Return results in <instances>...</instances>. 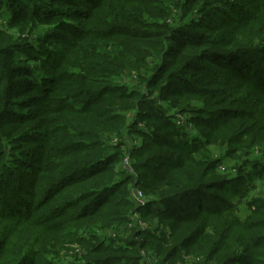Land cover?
I'll return each instance as SVG.
<instances>
[{"label":"trees","instance_id":"1","mask_svg":"<svg viewBox=\"0 0 264 264\" xmlns=\"http://www.w3.org/2000/svg\"><path fill=\"white\" fill-rule=\"evenodd\" d=\"M4 6L0 264H264V0Z\"/></svg>","mask_w":264,"mask_h":264},{"label":"built area","instance_id":"2","mask_svg":"<svg viewBox=\"0 0 264 264\" xmlns=\"http://www.w3.org/2000/svg\"><path fill=\"white\" fill-rule=\"evenodd\" d=\"M185 122L184 117H179V123ZM141 144V139H137L136 141L133 142L132 145H140ZM125 151V148H123ZM120 167L124 170H127L129 168V159L128 156H124L120 163ZM132 196H133V201L136 206V208H145L147 206L148 200L144 197V194L138 190V189H133L132 190ZM139 214L136 212L134 213L131 218L130 222L128 224V229H136L137 231H147V230H152L153 228H156L150 224H147L141 220V218L138 216ZM145 255V254H144Z\"/></svg>","mask_w":264,"mask_h":264},{"label":"rangeland","instance_id":"3","mask_svg":"<svg viewBox=\"0 0 264 264\" xmlns=\"http://www.w3.org/2000/svg\"><path fill=\"white\" fill-rule=\"evenodd\" d=\"M25 1H28V0H25ZM235 1H239V0H235ZM222 3H218V2H216L215 4H214V7H221L220 5H221ZM29 13V12H28ZM9 17H10V15H9V12H8V10H7V8L4 6V7H2L1 9H0V30L3 28H6V27H8V26H5V24H6V20H8L9 19ZM72 21V20H71ZM14 27H16V26H14ZM37 27H43L42 29L43 30H46L47 28H45L46 26L45 25H40V26H37ZM10 32H15L16 33V31L14 30V29H11V31ZM17 34V33H16ZM24 36H25V33H24ZM17 38H18V36H17ZM32 65H34L33 63H32ZM163 104H164V102H163ZM165 106H166V104H165ZM182 117H184V116H182ZM185 117H187V116H185ZM185 128H186V130L187 131H189L190 133H198V132H196V129H195V127L191 124V126L189 125V124H186L185 126H184ZM190 143V142H189ZM192 143V142H191ZM240 214H241V217H244L246 214H247V211H245L244 209H242V211L240 212ZM140 218H141V220L143 221V222H145V223H147V224H150V225H152V226H154V227H156V228H153L152 230H156L157 229V227H159V223H158V221H157V219H144V218H142L141 216H140V214L138 215ZM160 229H165L164 228V226H163V224H161L160 223Z\"/></svg>","mask_w":264,"mask_h":264}]
</instances>
